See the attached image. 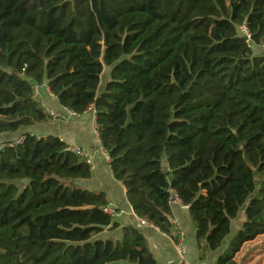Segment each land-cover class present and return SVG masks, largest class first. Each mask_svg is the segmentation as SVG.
Wrapping results in <instances>:
<instances>
[{"label": "trees", "instance_id": "1", "mask_svg": "<svg viewBox=\"0 0 264 264\" xmlns=\"http://www.w3.org/2000/svg\"><path fill=\"white\" fill-rule=\"evenodd\" d=\"M262 46L264 0H0V136L24 138L0 148V264H157L104 194L75 185L86 160L24 131L51 119L40 87L77 116L92 107L132 212L173 239L175 191L202 259L242 213L215 261L239 264L264 236Z\"/></svg>", "mask_w": 264, "mask_h": 264}, {"label": "crops", "instance_id": "2", "mask_svg": "<svg viewBox=\"0 0 264 264\" xmlns=\"http://www.w3.org/2000/svg\"><path fill=\"white\" fill-rule=\"evenodd\" d=\"M35 99L45 111L58 114V118H51L24 131L38 137L54 136L69 147H78L83 150L86 159L91 163V177L88 180L77 181L75 185L89 192L104 194L107 205L118 212L114 221L119 227L129 225L139 230L143 234L149 251L157 264H179L173 236L163 234L151 225L145 227L138 225V218L132 212L127 201L126 190L124 186L114 180L105 153L100 146L95 131L93 109L87 110L80 116L73 117L70 115V111L59 106L56 99L49 94L45 87L37 89ZM14 136L10 135L9 140H15ZM169 207L171 210L169 221L174 223L185 237L184 246L187 262L189 264H215L217 257L226 249L228 241L236 230L231 233L218 251L212 252L202 259L197 249L195 231L190 222L187 207L179 204L169 205ZM119 234L120 231L117 230L113 233V236H119ZM174 234V231H172V235ZM105 237L106 233L100 236L101 239ZM258 239L250 242L249 248H256L257 244L260 243V241L257 242ZM244 248L243 246L239 254L243 252ZM257 253H255L254 260L251 262L242 261L240 264L257 263L261 258V253L260 256ZM259 264H263V258Z\"/></svg>", "mask_w": 264, "mask_h": 264}, {"label": "built area", "instance_id": "3", "mask_svg": "<svg viewBox=\"0 0 264 264\" xmlns=\"http://www.w3.org/2000/svg\"><path fill=\"white\" fill-rule=\"evenodd\" d=\"M238 33H239V37L243 40L244 44L248 47V48H252L253 47V43H252V40H251V35L247 29V27L245 26V24H242L241 26L238 27ZM262 49L264 50V46H262ZM37 89L38 88H34V97L37 93ZM89 109H92V107L88 108ZM46 113L51 116V118H58V114L54 113V112H51V111H47L46 110ZM70 115L73 116V117H77V115H75L74 113L70 112ZM24 138H19L16 142H13L9 145H5L6 147H14L15 145L17 144H20L22 143ZM4 145H0V148H3ZM67 151L71 152L72 154L74 155H77L79 157H82L86 160L87 164L91 167V163L90 161H88L86 159V156L83 152V150H81L80 148L78 147H69L67 146ZM106 156V155H105ZM106 161L109 163V158L106 156ZM167 193H168V204L169 205H173V204H179L183 207H187V206H184L181 201L179 200V198L177 197L176 193L174 190L172 189H168L167 190ZM188 208V207H187ZM103 214L106 215L108 218L110 219H115L118 215V212L111 206L107 205L104 209H103ZM168 222L170 223V225L172 226V231H174V242H175V251H176V254H177V258H178V261H179V264H189L187 262V259H186V254H185V246H184V240H185V237H184V234L182 231L178 230L177 229V226L174 224V223H171L169 221V218H168ZM137 223L139 226L141 227H145V226H150V224L144 220V219H137Z\"/></svg>", "mask_w": 264, "mask_h": 264}, {"label": "rangeland", "instance_id": "4", "mask_svg": "<svg viewBox=\"0 0 264 264\" xmlns=\"http://www.w3.org/2000/svg\"><path fill=\"white\" fill-rule=\"evenodd\" d=\"M107 75H108V70H105V72L103 73L102 78H101V83L102 84L107 79ZM15 136H14V138H15V142H16L20 138V136H18V135H15ZM9 138H10L9 136H7V137L6 136H0V145L5 143V142H8V141L10 142ZM242 217H243L242 213H239L237 220L232 223L231 233L234 232V230L238 229V227L240 226V224L242 222V219H243ZM112 236H113V234H112ZM118 237L119 236H115L114 238H118ZM258 238H257L258 239L257 242L260 241V243L257 244L256 248H249L250 247L249 243H246L244 245L245 248H244L243 252H241V254H237L236 260L238 261L239 264L242 263V261L243 262L245 261V262L249 263L252 260H254V255L257 252L261 253V258H260V260H258L259 262L257 261V263L256 262L255 263L259 264L261 262V260L263 258L262 256H264V236H260ZM260 253L259 254L257 253V255L260 256Z\"/></svg>", "mask_w": 264, "mask_h": 264}]
</instances>
